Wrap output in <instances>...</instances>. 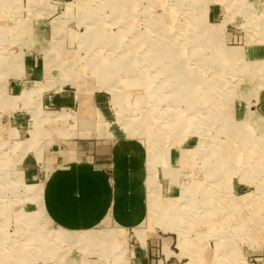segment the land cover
Wrapping results in <instances>:
<instances>
[{
  "label": "rangeland",
  "instance_id": "374dc122",
  "mask_svg": "<svg viewBox=\"0 0 264 264\" xmlns=\"http://www.w3.org/2000/svg\"><path fill=\"white\" fill-rule=\"evenodd\" d=\"M123 135L145 219L55 223L52 165ZM0 264H264V0H0Z\"/></svg>",
  "mask_w": 264,
  "mask_h": 264
},
{
  "label": "crops",
  "instance_id": "0c3cea01",
  "mask_svg": "<svg viewBox=\"0 0 264 264\" xmlns=\"http://www.w3.org/2000/svg\"><path fill=\"white\" fill-rule=\"evenodd\" d=\"M70 146L77 157L62 155L44 180L45 208L53 221L70 229L94 227L106 217L127 228L140 224L148 213L146 144L123 135Z\"/></svg>",
  "mask_w": 264,
  "mask_h": 264
},
{
  "label": "bare ground",
  "instance_id": "6f19581e",
  "mask_svg": "<svg viewBox=\"0 0 264 264\" xmlns=\"http://www.w3.org/2000/svg\"><path fill=\"white\" fill-rule=\"evenodd\" d=\"M199 2V1H198ZM201 26V25H200ZM205 26V25H204ZM250 197V196H249ZM246 201H248V200H246Z\"/></svg>",
  "mask_w": 264,
  "mask_h": 264
}]
</instances>
